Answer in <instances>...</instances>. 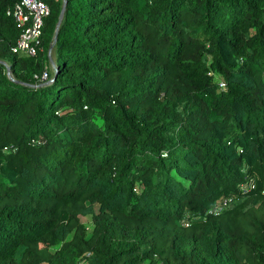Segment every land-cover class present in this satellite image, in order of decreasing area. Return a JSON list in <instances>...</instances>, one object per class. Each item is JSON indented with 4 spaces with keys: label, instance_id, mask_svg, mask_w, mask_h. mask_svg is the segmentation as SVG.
<instances>
[{
    "label": "trees",
    "instance_id": "obj_1",
    "mask_svg": "<svg viewBox=\"0 0 264 264\" xmlns=\"http://www.w3.org/2000/svg\"><path fill=\"white\" fill-rule=\"evenodd\" d=\"M19 1L0 0V264H264V0H44L35 57L12 50Z\"/></svg>",
    "mask_w": 264,
    "mask_h": 264
},
{
    "label": "built area",
    "instance_id": "obj_2",
    "mask_svg": "<svg viewBox=\"0 0 264 264\" xmlns=\"http://www.w3.org/2000/svg\"><path fill=\"white\" fill-rule=\"evenodd\" d=\"M49 5L44 0H21L14 7L9 9L8 14L15 18L21 34L15 47L12 49L14 53H18L26 57L37 56L43 37L45 19L50 15ZM53 74L57 70V66L51 64L46 67L41 76L35 75V78L45 81L50 77V70ZM224 83L221 86L224 87ZM257 179L252 177L239 185L240 194H246L256 187ZM231 204V198H226L220 202L213 211L217 214L228 208Z\"/></svg>",
    "mask_w": 264,
    "mask_h": 264
},
{
    "label": "water",
    "instance_id": "obj_3",
    "mask_svg": "<svg viewBox=\"0 0 264 264\" xmlns=\"http://www.w3.org/2000/svg\"><path fill=\"white\" fill-rule=\"evenodd\" d=\"M66 5H67V3L64 2L63 9H62V12H61V15H60V18H59V22H58V25H57V29H56L55 34H54V39H53V41H52V45H51V47H50V51H49L50 60H51V63H52L53 65H55V61H54V59L52 58V51H53L54 46H55L56 41H57L58 31H59V28H60V25H61V22H62V19H63L64 13H65ZM5 65H6V63H5ZM8 76H9L12 80H15L14 76L12 75V72H11V69H10V68L8 69Z\"/></svg>",
    "mask_w": 264,
    "mask_h": 264
},
{
    "label": "rangeland",
    "instance_id": "obj_4",
    "mask_svg": "<svg viewBox=\"0 0 264 264\" xmlns=\"http://www.w3.org/2000/svg\"><path fill=\"white\" fill-rule=\"evenodd\" d=\"M81 219H82V221H83L84 223H86V224H88V225L90 224V219H89L88 217H82ZM80 264H85V261L82 260Z\"/></svg>",
    "mask_w": 264,
    "mask_h": 264
}]
</instances>
